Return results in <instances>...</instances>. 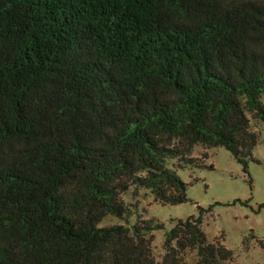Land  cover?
Instances as JSON below:
<instances>
[{
    "label": "trees",
    "instance_id": "16d2710c",
    "mask_svg": "<svg viewBox=\"0 0 264 264\" xmlns=\"http://www.w3.org/2000/svg\"><path fill=\"white\" fill-rule=\"evenodd\" d=\"M257 121L264 0H0V264L232 262L202 229L214 206L172 221L161 262L163 223L100 225L128 193L190 203L197 147L248 173Z\"/></svg>",
    "mask_w": 264,
    "mask_h": 264
},
{
    "label": "rangeland",
    "instance_id": "374dc122",
    "mask_svg": "<svg viewBox=\"0 0 264 264\" xmlns=\"http://www.w3.org/2000/svg\"><path fill=\"white\" fill-rule=\"evenodd\" d=\"M253 127L259 134L260 143L253 152L255 162L248 161V173L224 148L197 147L192 157L200 159L203 154L210 157L205 160V167L178 171L181 180L188 185L190 203L162 206L147 191L137 195L128 193L122 198L131 214L123 219L108 217L100 227H132L148 220L163 223L165 230L153 233V253L156 261L161 262L165 254V234L173 228L172 221L197 217L198 207L207 210L214 206L202 225L207 240L210 243L218 240L233 251L234 259L228 264H264V208H260L264 206V123L254 122ZM236 201L247 205H233ZM186 261L193 264L196 254L189 253Z\"/></svg>",
    "mask_w": 264,
    "mask_h": 264
}]
</instances>
